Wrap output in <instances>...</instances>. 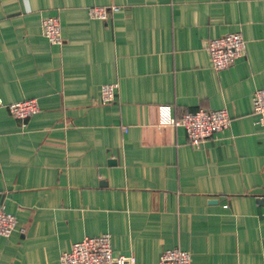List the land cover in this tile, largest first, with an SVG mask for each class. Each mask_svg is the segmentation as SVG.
<instances>
[{
    "label": "crops",
    "instance_id": "0c3cea01",
    "mask_svg": "<svg viewBox=\"0 0 264 264\" xmlns=\"http://www.w3.org/2000/svg\"><path fill=\"white\" fill-rule=\"evenodd\" d=\"M118 6L106 20L90 6ZM61 24L62 45L41 33ZM245 51L210 67L213 38ZM117 83L114 100L100 87ZM264 0H0V100L35 97L26 120L0 105V206L15 217L0 264H59L84 236L155 264H264ZM223 109L230 125L198 146L161 122Z\"/></svg>",
    "mask_w": 264,
    "mask_h": 264
},
{
    "label": "built area",
    "instance_id": "2783aa9c",
    "mask_svg": "<svg viewBox=\"0 0 264 264\" xmlns=\"http://www.w3.org/2000/svg\"><path fill=\"white\" fill-rule=\"evenodd\" d=\"M118 6H90L87 14L92 19L106 20L111 14L118 12ZM42 36L52 45H62L63 36L59 19L45 16L41 19ZM210 67L220 71L231 66L245 51V41L240 32H230L210 39L205 46ZM117 83L103 84L100 87L99 102L103 105L114 100ZM254 113L264 117V88L252 94ZM0 105L3 103L0 100ZM9 114L18 120H26L38 110L35 97L25 98L17 102L3 105ZM161 122L184 129L190 145L198 146L202 141L213 137L216 133L227 129L230 119L223 109H198L186 112L178 119L164 114L161 110ZM15 227V217L0 206V236L8 237ZM59 264H137L133 255H114L111 248V236L102 233L97 236H84L73 243L69 250L59 256ZM155 264H190V254L180 248H172L162 252Z\"/></svg>",
    "mask_w": 264,
    "mask_h": 264
}]
</instances>
